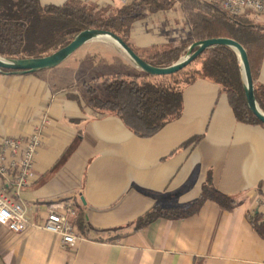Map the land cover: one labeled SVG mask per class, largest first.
<instances>
[{
    "label": "crops",
    "instance_id": "crops-1",
    "mask_svg": "<svg viewBox=\"0 0 264 264\" xmlns=\"http://www.w3.org/2000/svg\"><path fill=\"white\" fill-rule=\"evenodd\" d=\"M75 1L97 10L116 5ZM131 39L140 49L149 42L139 34ZM106 45L126 66L120 75L144 78L123 51ZM79 61L32 74L0 72V141L28 138L37 127L43 135L36 180L21 196L29 218L43 224L49 205L70 200L87 226L73 250L44 229L15 235L0 227V264H264V238L250 222L264 201V126L239 122L220 87L198 80L184 90L179 119L140 137L117 115L95 114L87 86L103 87L111 77L74 80ZM256 84L264 86V58ZM209 177L239 202L236 208L207 201L189 218L135 229L154 207L191 204Z\"/></svg>",
    "mask_w": 264,
    "mask_h": 264
},
{
    "label": "trees",
    "instance_id": "trees-1",
    "mask_svg": "<svg viewBox=\"0 0 264 264\" xmlns=\"http://www.w3.org/2000/svg\"><path fill=\"white\" fill-rule=\"evenodd\" d=\"M182 2L190 30L178 46L164 48H135L130 39L133 17L131 9L143 4L152 11L169 7L172 0H137L120 7L114 17H96L87 7L71 0L63 6H43L39 0H0V56L8 59L39 58L51 55L70 44L81 32L99 29L119 36L144 61L165 68L175 64L192 44L227 38L239 42L247 51L254 82L255 97L264 112V86L256 84L264 58V33L248 15L232 16L217 4L200 0ZM197 64L191 70L187 68ZM6 73L13 71L5 70ZM198 80H208L220 87L234 112L244 124L264 126L250 111L244 91L242 68L237 54L229 47L217 46L204 52L182 71L170 76H151L129 79L122 75L103 82L105 98L93 97L95 107L120 117L138 136L150 138L183 114L184 90ZM99 105V106H98ZM199 139H193L197 142ZM207 201L225 211H232L239 202L217 189L209 177L198 199L187 206L154 207L135 224V229L159 219L181 220L199 212ZM250 222L264 238V218L256 212ZM78 228L84 234L87 226L84 213L79 212Z\"/></svg>",
    "mask_w": 264,
    "mask_h": 264
},
{
    "label": "built area",
    "instance_id": "built-area-1",
    "mask_svg": "<svg viewBox=\"0 0 264 264\" xmlns=\"http://www.w3.org/2000/svg\"><path fill=\"white\" fill-rule=\"evenodd\" d=\"M137 0H118L128 6ZM217 4L232 16L264 15V0H200ZM43 143L41 128L24 139L6 137L0 141V227L21 235L31 229H44L60 237L63 248L73 250L84 239L78 228V207L73 201L61 200L48 206L43 224L32 221L23 203L22 192L36 180L35 161ZM257 212L264 218V201Z\"/></svg>",
    "mask_w": 264,
    "mask_h": 264
},
{
    "label": "rangeland",
    "instance_id": "rangeland-1",
    "mask_svg": "<svg viewBox=\"0 0 264 264\" xmlns=\"http://www.w3.org/2000/svg\"><path fill=\"white\" fill-rule=\"evenodd\" d=\"M116 4L113 9L97 10L79 4L83 7L90 9L96 17L108 19L114 17L120 7L118 0H113ZM173 3L161 10L152 11V9L143 4L142 6H136L130 10L133 17V24L131 27V35H143L148 38V45L144 48L137 47L131 39L132 45L137 49H147L152 47L164 48L167 46H178L186 39L190 25L188 18L185 14V8L182 2L172 0ZM131 5V4H130ZM256 23L262 28L264 33V15H253L248 14ZM109 42L105 40H93L81 48H79L67 61L63 64L72 63L75 59H80L79 63L74 67L75 78L74 80L93 81L94 78L113 77L115 75L126 74V66L117 58H113L112 55L107 52V47L104 45ZM107 46V45H106ZM189 48V47H188ZM188 51V49H187ZM186 55V54H185ZM184 57V56H183ZM63 65V66H64ZM197 64H192L187 70H191ZM83 85V84H82ZM86 94V100L90 107L93 108L95 114H106L108 111L101 106L95 107L90 101L93 97L105 98L104 90L102 86L93 85L92 83L88 86ZM86 92V91H85Z\"/></svg>",
    "mask_w": 264,
    "mask_h": 264
},
{
    "label": "water",
    "instance_id": "water-1",
    "mask_svg": "<svg viewBox=\"0 0 264 264\" xmlns=\"http://www.w3.org/2000/svg\"><path fill=\"white\" fill-rule=\"evenodd\" d=\"M93 40H105L113 43L145 74L156 77L170 76L182 71L209 49L217 46L229 47L234 50L240 60L248 107L254 116L264 125V112L260 109L256 101L254 82L247 51L239 42L233 39L219 38L196 42L188 48L186 55L175 64L169 67L159 68L144 61L119 36L112 32L89 29L81 32L67 46L48 56L23 59H8L0 56V72L10 70L13 71V74H32L56 68L71 57L79 48Z\"/></svg>",
    "mask_w": 264,
    "mask_h": 264
}]
</instances>
